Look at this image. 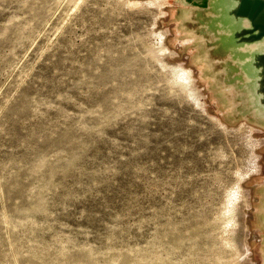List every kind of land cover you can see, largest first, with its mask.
<instances>
[{
	"label": "rangeland",
	"instance_id": "rangeland-1",
	"mask_svg": "<svg viewBox=\"0 0 264 264\" xmlns=\"http://www.w3.org/2000/svg\"><path fill=\"white\" fill-rule=\"evenodd\" d=\"M185 9L0 0V264L263 263L264 127Z\"/></svg>",
	"mask_w": 264,
	"mask_h": 264
},
{
	"label": "water",
	"instance_id": "water-1",
	"mask_svg": "<svg viewBox=\"0 0 264 264\" xmlns=\"http://www.w3.org/2000/svg\"><path fill=\"white\" fill-rule=\"evenodd\" d=\"M178 2L206 40L211 57L221 62L225 83L237 92L241 116L264 127V0Z\"/></svg>",
	"mask_w": 264,
	"mask_h": 264
}]
</instances>
